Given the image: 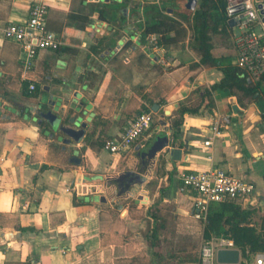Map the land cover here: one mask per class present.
Wrapping results in <instances>:
<instances>
[{"label": "crops", "instance_id": "1", "mask_svg": "<svg viewBox=\"0 0 264 264\" xmlns=\"http://www.w3.org/2000/svg\"><path fill=\"white\" fill-rule=\"evenodd\" d=\"M121 1L0 0V264H199L188 243L204 240L205 225L180 173L211 166L255 185L233 203L254 209L253 224L264 227V89L212 90L222 72L200 63L189 28L183 43L152 51L125 8L95 10ZM34 4L46 6L47 29L62 45L38 51L24 72L3 29L24 22ZM234 26L226 21L213 38L223 65L235 66ZM142 112L153 114L150 130L125 153L105 150ZM159 137L169 143L143 158ZM127 172L142 181L120 182ZM220 240L232 241L209 242Z\"/></svg>", "mask_w": 264, "mask_h": 264}, {"label": "built area", "instance_id": "2", "mask_svg": "<svg viewBox=\"0 0 264 264\" xmlns=\"http://www.w3.org/2000/svg\"><path fill=\"white\" fill-rule=\"evenodd\" d=\"M226 20H234L238 34L232 33L236 49L235 66L250 84H255L264 77V0H228L225 8ZM47 8L43 4L30 6L27 19L22 23H9L3 29L7 40L16 42L20 47V63L24 72L30 70L40 50L56 51L62 40L47 29ZM147 44L152 51L158 52L162 45L157 42V35L147 34ZM166 65V64H165ZM33 90V84L29 85ZM153 121L151 112L135 115L114 139L104 143L109 153H125L147 131ZM212 134H220L218 127L212 128ZM166 135L171 131L164 129ZM203 144H211V137ZM181 188L194 193V217L203 222L206 220L210 204L236 202L251 197L256 187L250 182L237 178L217 166H211L201 172L180 173ZM220 248H235L230 240H220L216 244L203 242L199 249V264H219L216 262V251ZM237 264H264V252L240 259Z\"/></svg>", "mask_w": 264, "mask_h": 264}, {"label": "trees", "instance_id": "3", "mask_svg": "<svg viewBox=\"0 0 264 264\" xmlns=\"http://www.w3.org/2000/svg\"><path fill=\"white\" fill-rule=\"evenodd\" d=\"M181 4V0H160L158 3L122 0L120 3L104 5L95 10L103 15L105 11L125 8L134 18L135 26L141 30L142 36L155 34L158 44L162 46H176L183 43L188 36L187 28H189L191 35L188 46L201 53L200 63H209L222 72L221 80L211 86L212 90L238 89L245 94H253L259 88L264 89V77L257 83L250 84L236 66L223 65L221 57L212 55L213 37L226 26L227 0H197L193 9ZM169 9L172 16L167 14ZM122 20L125 21V18ZM181 21L188 23L187 26ZM188 111L191 112L183 108L180 113ZM181 121L180 116L178 121L174 122V126ZM253 214L254 209H240L233 202L210 204L204 222L203 239L210 240L211 236L230 238L243 257L264 252V227L259 231L256 229L252 222Z\"/></svg>", "mask_w": 264, "mask_h": 264}, {"label": "water", "instance_id": "4", "mask_svg": "<svg viewBox=\"0 0 264 264\" xmlns=\"http://www.w3.org/2000/svg\"><path fill=\"white\" fill-rule=\"evenodd\" d=\"M195 5V0H187V7L193 8ZM228 24L230 27H233L235 25L234 20H229ZM80 121V118L76 119L75 117L72 118L69 122H71L73 125L80 126L78 124ZM54 128L60 129L62 132L67 133L68 135L72 136V138H78L80 137V132H68L66 128H63L62 126L59 127L58 124H53ZM81 127L84 128L85 124H81ZM169 143L167 137H159L157 140L152 144L150 149L147 152H144L142 154V157H147V158H153L156 152L161 150L164 146H166ZM173 154L178 157L180 154V150L174 149ZM144 163V162H143ZM120 182H125V184L131 185V184H136L138 182L142 181V177L140 176V173L137 172H127L123 174L122 176L119 177ZM240 257V251L237 248H220L216 251V262L219 264H237L239 261Z\"/></svg>", "mask_w": 264, "mask_h": 264}, {"label": "rangeland", "instance_id": "5", "mask_svg": "<svg viewBox=\"0 0 264 264\" xmlns=\"http://www.w3.org/2000/svg\"><path fill=\"white\" fill-rule=\"evenodd\" d=\"M233 33H234V35H237L238 34V29L237 28H234V30H233ZM213 38H215V36L213 37ZM215 43H216V39H214L213 40ZM216 45V47L218 46V44H215ZM218 47H220V46H218ZM217 47V48H218ZM230 63H231V61H230ZM211 238H212V236H211ZM210 238V239H211ZM208 241H210V240H201L199 237H198V240L196 241V240H193V241H191L190 243H188V247H189V249L192 251H195L196 253L195 254H199V249H200V246H201V244H202V242H208ZM190 257H192V256H190Z\"/></svg>", "mask_w": 264, "mask_h": 264}]
</instances>
